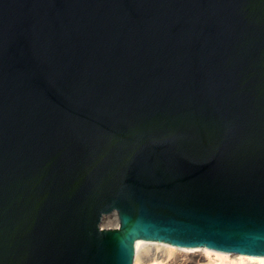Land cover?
Listing matches in <instances>:
<instances>
[{"label": "water", "instance_id": "obj_1", "mask_svg": "<svg viewBox=\"0 0 264 264\" xmlns=\"http://www.w3.org/2000/svg\"><path fill=\"white\" fill-rule=\"evenodd\" d=\"M137 240L264 255V0H0V264Z\"/></svg>", "mask_w": 264, "mask_h": 264}, {"label": "bare ground", "instance_id": "obj_2", "mask_svg": "<svg viewBox=\"0 0 264 264\" xmlns=\"http://www.w3.org/2000/svg\"><path fill=\"white\" fill-rule=\"evenodd\" d=\"M105 228L118 225L115 212L105 214L101 224ZM207 260V263L204 261ZM133 264H264V255H241L205 247L181 248L169 244L137 240Z\"/></svg>", "mask_w": 264, "mask_h": 264}, {"label": "rangeland", "instance_id": "obj_3", "mask_svg": "<svg viewBox=\"0 0 264 264\" xmlns=\"http://www.w3.org/2000/svg\"><path fill=\"white\" fill-rule=\"evenodd\" d=\"M207 262H208L207 260L204 261V263H207Z\"/></svg>", "mask_w": 264, "mask_h": 264}]
</instances>
